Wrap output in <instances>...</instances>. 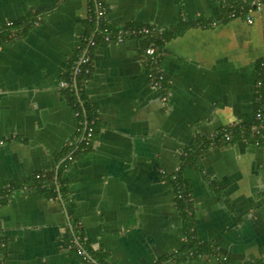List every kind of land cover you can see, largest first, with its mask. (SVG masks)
Segmentation results:
<instances>
[{"label":"crops","instance_id":"crops-1","mask_svg":"<svg viewBox=\"0 0 264 264\" xmlns=\"http://www.w3.org/2000/svg\"><path fill=\"white\" fill-rule=\"evenodd\" d=\"M241 1L109 0L114 29L201 26L164 42L167 94L150 84L138 40H97L86 86L99 110L95 147L63 175L68 203L33 189L0 208V264H169L182 250L186 226L168 177L200 140L256 123L264 5L252 24L227 20L224 10ZM95 8L96 0H0V34L42 14L39 25L0 44V196L50 172L55 156L81 143L61 84L71 85L74 63L95 38ZM183 177L196 236L218 254L172 264H264V145L211 144Z\"/></svg>","mask_w":264,"mask_h":264},{"label":"trees","instance_id":"trees-1","mask_svg":"<svg viewBox=\"0 0 264 264\" xmlns=\"http://www.w3.org/2000/svg\"><path fill=\"white\" fill-rule=\"evenodd\" d=\"M255 2H259L261 5H264V0H242L241 3L237 6L227 8L224 10V16L227 20L236 19L239 17H248L252 12L258 10V6ZM41 12H35L34 14L28 15V17L22 21L14 22L12 25H8V28L21 27L20 30L15 32L14 30H9V35L4 33L0 34V44L6 42L11 38L16 36H21L25 34L31 27L39 25L41 21ZM234 16V17H233ZM92 22L95 25V38L92 42L95 43L92 46V42L88 41L85 45L87 48L86 57L90 58L89 63H81L79 66L74 63V68L71 73L68 75L67 80L71 82V85L66 88L64 94L68 104L73 108L76 113V117L79 122V133L82 135L81 143L71 148L64 149L59 155L54 158V169L48 173H41L35 175L33 178L25 180L22 185H10L3 195L0 196V208L9 201V199L17 192L20 191H29L36 189L40 191L43 195L50 199H59L62 198V201L68 203V194L69 186L66 180L63 179L64 173L72 166V164L79 158L81 153H87L94 149L96 143V134L99 122L98 107L96 104H93L92 101L88 98L86 93V86L90 79L92 78V50L98 45L97 40H102L101 30L105 24L102 20L93 19ZM201 22H195L184 27H180L176 32H157L148 38H136L138 43L145 49L154 45L158 48L159 54L161 53L162 46L164 42L170 40L171 38H176L184 33L185 30L191 27H197ZM201 26V25H200ZM111 27V26H110ZM134 27H143V26H126L124 28H134ZM153 27V26H152ZM112 30H116L111 27ZM119 29V28H117ZM98 30V31H97ZM161 55L156 59H146V68L148 74L157 75L160 70ZM79 67V71L76 74V70ZM260 82L262 86L257 92L258 96V110L264 111V59L258 63ZM161 91L165 94L168 92V84L165 79L161 84ZM260 124L256 121L253 125H240L233 126L231 129H224L216 136H212L210 139H202L198 142V150H187L182 159L181 168L172 176H169V182L173 185L174 191L176 194L177 206L184 216L185 222V242L182 250L177 254L173 255L169 261V264L180 263L186 260H191L194 258H200L206 255L217 256L218 252L211 245L206 243H201L196 236V227L193 218V199L190 187L183 177V169L186 166L199 167V161L203 156L204 152L208 149L211 144L220 143V144H233L236 140H247L250 143L259 141L261 146L264 145V130L261 129L259 134H251V131L254 130ZM89 129H93V135L91 138L88 137ZM229 132L232 136L230 142H226L224 136ZM63 161V162H62ZM62 162V163H61ZM39 176V178H38ZM191 214H193L191 216ZM81 238V237H80ZM82 240V238H81ZM82 244V243H81ZM82 248L86 251L87 254L91 255L92 251L89 246L86 245ZM221 260V259H220ZM223 262V261H221ZM100 264H106L102 260H99ZM159 264H167L166 261H162Z\"/></svg>","mask_w":264,"mask_h":264},{"label":"built area","instance_id":"built-area-1","mask_svg":"<svg viewBox=\"0 0 264 264\" xmlns=\"http://www.w3.org/2000/svg\"><path fill=\"white\" fill-rule=\"evenodd\" d=\"M108 2H109V0H96V8H95L96 9V15H97L98 19L105 22V24L101 30L102 39L105 43L124 44L125 42H127L129 40L136 39L139 37L148 38L149 36H152L153 34L158 32L157 29L152 27V26H143V27H134V28H119L116 30H112L110 27V23L108 21V18H107ZM255 4L258 6L257 11H260L263 5H261L259 2H255ZM247 21L249 24L253 23V18L251 15L247 17ZM91 45L94 46L95 43L92 42ZM160 55H161V53L159 54L158 48H156L154 45H151L150 47L145 49V57H147V58L156 59ZM89 62H90V58L85 57L81 63H89ZM149 80H150V84L154 88L161 90V84H162V82H164L165 77H164V75L160 69L159 74H157V75L149 74ZM257 85H258V88H260L262 86V82L259 81L257 83ZM61 87L67 88L68 84L62 83ZM256 121L260 125L251 131L252 135L259 134V131L261 129L264 130V111L263 110L257 111ZM92 135H93V129H89L88 137L91 138ZM224 138H225L226 142H230L232 140V136L229 132H227L225 134ZM254 144L256 146H261V143L259 141L254 142ZM0 145H3V142H0ZM38 178H39V176H38ZM192 215L193 214H191V216ZM79 254L81 256H83L85 254L83 249L79 250Z\"/></svg>","mask_w":264,"mask_h":264}]
</instances>
